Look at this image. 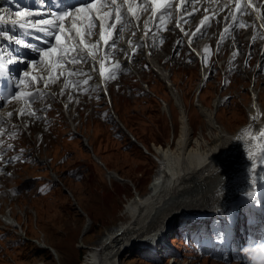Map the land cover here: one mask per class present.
<instances>
[{
    "label": "rangeland",
    "instance_id": "rangeland-1",
    "mask_svg": "<svg viewBox=\"0 0 264 264\" xmlns=\"http://www.w3.org/2000/svg\"><path fill=\"white\" fill-rule=\"evenodd\" d=\"M239 39L242 48L245 47L246 34L235 40L237 48L241 46H238ZM203 41L204 38L197 43ZM170 42L165 50L159 47L153 53L154 57H158V65L168 69L170 80L184 98L192 138L206 131L205 121L195 106L197 95L201 97L198 102L209 108L216 99L219 100L216 119L228 134L239 131L246 124V111L252 97L261 109L264 108V47L259 50L255 45L257 40L254 39L251 45L257 46L254 57L249 45L245 48L251 52L248 57L243 56L245 50L237 55L234 48L217 47L213 64L203 68L205 77L198 89L196 84L200 74L197 67L186 64L182 52L172 51L171 55L161 58V54L172 50ZM233 52L236 58L234 54L230 57ZM138 61H134V67L136 65L141 82L136 81L137 77L126 75L110 81L107 87L116 106L114 112L120 116L125 132L119 131L110 120H100L99 111L106 109L102 102L89 101L84 102L87 106L83 103L72 110L75 115L70 117L80 125V132L73 136H65L68 127L64 121L56 138L40 124L29 125V132L24 131V145L31 148L36 159L43 152L47 158L41 166L34 161L32 166L7 168L10 174L0 177V186L3 184L0 200L6 201L3 204L12 208V213L24 222L25 227L23 230L15 227L13 231L0 224V264H85L91 248H97L107 234L132 219L136 203L149 193L158 173V161L161 163V160L156 150L173 147L181 134L178 112L166 95L164 85L151 73L142 72L137 66ZM146 85L154 89L159 97L156 93L153 96L142 90ZM249 90L254 91L253 94ZM161 100L168 106V111H163ZM62 112L66 117L68 108L66 111L63 108ZM35 133L40 135L35 136ZM83 135L88 140V148L81 142ZM257 141L236 146L234 159L251 150L248 145ZM93 156L100 159L105 168L95 162ZM107 171L114 172L123 180L110 178ZM38 176L52 182L51 189L43 197L36 195L34 186L39 184L43 191L48 185L39 183ZM238 183L234 184L236 187L233 190L242 187L237 186ZM9 187L15 188L17 194H11ZM190 206H195L191 211L215 208L206 207L203 201L192 202ZM185 211H190L188 206L178 209L176 217H171L175 220H168L164 226L165 231L171 229L164 238L169 237L167 242L170 244L175 241L171 236L179 224L177 217ZM172 247L175 250L174 260L164 258L156 262L143 258V250L132 244L118 253V264H242L193 256L177 242Z\"/></svg>",
    "mask_w": 264,
    "mask_h": 264
},
{
    "label": "bare ground",
    "instance_id": "bare-ground-1",
    "mask_svg": "<svg viewBox=\"0 0 264 264\" xmlns=\"http://www.w3.org/2000/svg\"><path fill=\"white\" fill-rule=\"evenodd\" d=\"M121 1H127L129 5H132L138 0ZM253 1L255 3V12L258 15L259 21L264 23V2L261 4V0ZM103 4L104 0H98L94 4L95 7L91 8V10L93 12H98V6H102V9H105ZM175 4L176 1L173 3V5ZM139 7L140 6L138 4L134 5L136 12L138 11ZM238 12L239 8L233 3V0H194L190 2H188V0H182L181 5L178 6V13L176 16L172 15L174 16L172 20H177V23L181 25L182 31L180 35L184 33L185 36H189L193 40L200 39L199 35L202 33L204 26L194 33L192 31L195 30V26L200 21H204V24L210 22L214 27H216L217 33L215 36H217L218 32L222 28L227 29V32L225 30H221L223 39L229 37L231 33L234 40H237L239 37H242L246 34L247 39L244 41V44L247 45L251 41L249 44V47H251L253 39H256L255 31L252 29L249 32H243L241 35H238V29L236 28L233 20L237 16ZM138 19L142 23L147 21L146 17L144 16H140ZM167 36H171V39H175L177 34L173 30L167 31L166 33L158 32L154 28L152 29V34H147L142 43L144 44L145 42L146 49L152 55L153 59H151V61L153 62L149 63L150 66L154 67V62L156 63V72L164 80V84L163 82L162 84L164 85L166 95L171 99L172 105L178 112L181 125L180 137L176 140V143L173 147H168L165 150H156V154L159 156L161 163L158 161L159 170L155 176L152 186L149 189V193L146 195V197L138 200L133 211L134 216L129 222L121 224V226H119V228L114 232L107 234L103 243H100L97 248H91L85 264H118L117 255L120 253L121 249L127 248L132 244L141 248L146 244L145 240H152L155 238V236H160L166 233L168 230L170 231L171 229H166L167 231H165L164 226L167 224L168 220L171 219V217H176L175 213L178 209L188 206L190 209L188 212H191L195 206H190V203H200L201 201H203V204L206 207L217 208L229 197L231 191H233L234 187H236V185H234L235 183L240 182L237 186L244 187L251 177L258 173H264V135H261V130H264V108L260 109V111L257 109L256 112L260 116L258 119L259 116L257 118L255 117L254 105H249L246 111L248 120L246 121L244 127H241L239 131L233 134H228L226 131H223V127L217 122L216 119L218 115L217 109L219 100L216 99V101L209 108L206 105L203 106L202 103L198 102V99L201 97L200 95H197V104L195 106L199 115L205 121L206 131L205 133L198 134L195 138L191 137L187 113L188 109L184 103V98L182 95L178 94L174 82L169 78V73L166 71H161L156 59L158 57H154L153 53V50L158 51L159 47H163L162 50H165L169 42L166 40ZM84 37L86 44L89 47V51L95 52L94 42L87 39V34ZM152 38H160L161 42L158 43L159 47L151 42ZM206 39H209V37ZM214 40L215 37L211 38V45ZM238 43L241 46L238 48L235 47L237 55L246 48V46L242 48V41L240 39ZM263 43L264 41H261V43L257 42V45L262 46ZM123 45H127V42L121 41L118 44V46L121 47ZM171 45V48H173L174 41L171 42ZM201 45L205 47L206 42L201 43ZM177 47H180L178 43L176 44V48ZM131 49L136 50L134 47ZM116 50L117 49L111 48L105 50L106 55L104 56L109 61V63L112 61L110 58L116 56ZM172 51L175 50H170L169 53L166 52L165 54H161V58H166L167 56L171 55L173 53ZM96 54L98 55V49ZM250 54L251 52L248 48L245 50L243 56L246 55V57H248ZM187 57L190 58L189 55ZM233 57L236 58V55ZM174 58L175 57H173V59ZM99 59L100 61L103 60L101 58ZM61 62L62 60H55L50 66L51 69H53L52 73H55L56 75H62V77L65 78V75H63V67L60 64ZM90 65L91 62H88L87 66L89 67ZM137 71L138 69H134L133 71H130L129 74H133V76H135L138 73ZM165 72L166 74H164ZM42 74L46 75V72L42 71ZM200 74H202V77L196 84V89H198L203 83L205 71H200ZM135 77L139 78V76ZM82 82L84 83V81ZM53 84L56 85L55 90L58 92L61 100L63 101L64 109L66 110L68 108L69 111L66 117L63 114V119L65 123H67L66 126L69 128V130L73 129V132L77 134L80 132V125L75 123L71 117H74L75 115V112H72V110L75 109L78 99L75 97L73 91L69 88V85H67L64 80H59L57 83ZM148 91L151 94L156 93L154 89L149 87ZM249 91L250 94H253L254 92L252 90ZM153 96H155V94H153ZM158 97L159 96L157 94V98ZM108 100L110 107L114 112L113 108L116 106L109 94ZM163 100L165 102L167 101L166 99ZM252 100L255 102L253 97ZM164 101L161 102V105L163 111L166 112V109L168 111V106ZM170 117H172V115ZM110 122H113V126L118 128L119 131L125 132L120 123L122 120L119 115L115 114V112L114 117L111 118ZM92 126L95 127L93 124ZM26 131L29 132L27 128ZM39 135V133H35V136ZM127 135L131 140L133 139L129 134ZM36 139L38 140L39 137ZM256 140L259 141L255 142L253 145H248L250 148H252L251 150L248 148L249 151L246 153L244 152L242 155L240 154L238 159H234L235 155L237 154V151L234 150L236 146L247 145L248 142ZM81 142L88 148L89 143L84 135L82 136ZM143 146L146 149L144 144ZM89 147L92 151L93 149L91 146ZM45 155L46 153L43 152L40 155V158L36 159V163L38 165L41 166V164H44V160L47 158ZM93 160L105 168L100 159H97L95 156H93ZM250 167H252V169H250ZM107 175L110 178H119V180H123L114 172L107 171ZM52 180L54 181V179ZM3 202L6 201L0 200V220L3 219V221H0V224H2V226L7 229L12 228L13 230V228L19 227L20 230H23L25 228L24 222L19 221L12 213V208L9 209V205H5ZM212 209L214 208H205L199 211ZM171 220L175 219L173 218ZM87 226L88 223L86 227ZM101 246L104 248H100ZM170 258L171 256L169 259ZM171 260L174 259L172 258Z\"/></svg>",
    "mask_w": 264,
    "mask_h": 264
},
{
    "label": "snow or ice",
    "instance_id": "snow-or-ice-1",
    "mask_svg": "<svg viewBox=\"0 0 264 264\" xmlns=\"http://www.w3.org/2000/svg\"><path fill=\"white\" fill-rule=\"evenodd\" d=\"M113 2H114V0H113ZM88 7H89V8H94V7H95V5L91 3V0H90V3H89V6H88ZM237 7L239 8V5H237ZM84 10H86V9H80V11H84ZM16 15L23 17V16H25L26 14H25L24 12H18V13H16ZM67 15H68V13H65L64 15L54 17L52 20L42 19L39 23H40L41 25L46 26V27H44V28H40V29H38V30L47 33V32H50V31L56 29L57 27H60V25H58V24L56 23V20L63 21V20L65 19V16H67ZM2 19H3V18L0 17V20H2ZM117 19L119 20L120 17H117ZM203 23H204V21H201V24H203ZM61 31H63L62 28H61ZM225 31L227 32L228 30L225 29ZM104 38H105V36H104V29H103V25H101V39H104ZM55 39H56V41L59 43L60 40H61V36L57 34V35H55ZM221 40H223V35L221 36ZM81 42L83 43V41H81ZM105 43H107V41H105ZM25 47H27V45H25ZM205 51H207V49H205ZM51 52H52V50H48V51H40V52H39V55H40V56H45V57H47V56H50V55H51ZM234 55H235V54H234ZM8 62L11 63L12 61L9 60ZM25 75H27V73H25ZM101 75H102V76L104 75L103 70L101 71ZM110 78H114V77H110ZM85 83H87V81H85ZM22 114H23V112H22ZM261 135H264V130H261Z\"/></svg>",
    "mask_w": 264,
    "mask_h": 264
},
{
    "label": "water",
    "instance_id": "water-1",
    "mask_svg": "<svg viewBox=\"0 0 264 264\" xmlns=\"http://www.w3.org/2000/svg\"><path fill=\"white\" fill-rule=\"evenodd\" d=\"M66 192V191H65Z\"/></svg>",
    "mask_w": 264,
    "mask_h": 264
}]
</instances>
